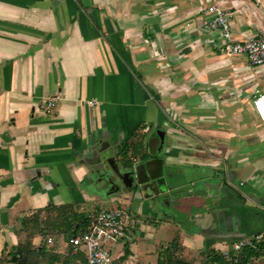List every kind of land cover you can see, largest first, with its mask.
Returning a JSON list of instances; mask_svg holds the SVG:
<instances>
[{
    "label": "crops",
    "instance_id": "0c3cea01",
    "mask_svg": "<svg viewBox=\"0 0 264 264\" xmlns=\"http://www.w3.org/2000/svg\"><path fill=\"white\" fill-rule=\"evenodd\" d=\"M212 1L0 0V258L22 239L21 218L46 206L120 208L115 264H156L172 242L189 261L264 230V122L241 106L264 82L244 56L211 49L217 34L199 25ZM238 1L226 8L242 41L264 13ZM98 148L132 189L102 191ZM50 233L55 264H83L68 235Z\"/></svg>",
    "mask_w": 264,
    "mask_h": 264
},
{
    "label": "built area",
    "instance_id": "2783aa9c",
    "mask_svg": "<svg viewBox=\"0 0 264 264\" xmlns=\"http://www.w3.org/2000/svg\"><path fill=\"white\" fill-rule=\"evenodd\" d=\"M252 1L264 13V5L260 0ZM227 2L228 0H213L204 6L200 11L199 30L217 34L215 39L210 40L211 49L224 56H244L251 68L260 71V80L264 82V29L257 26L255 33L242 41L233 40L230 28L231 13L226 8ZM229 4L238 11L243 7L238 0H230ZM186 27L189 28L190 24L186 23ZM57 99V96L45 97L40 108L45 113H50ZM250 105L256 119L264 122V92L253 90ZM84 216L87 218L86 227L68 238L72 250L83 252L85 264H112L107 246L123 237V229L128 217L119 208L91 210ZM43 241L50 244L51 234L43 236ZM243 248L259 250L258 261L261 260L260 264H264V230L231 242L220 253L235 262Z\"/></svg>",
    "mask_w": 264,
    "mask_h": 264
},
{
    "label": "trees",
    "instance_id": "16d2710c",
    "mask_svg": "<svg viewBox=\"0 0 264 264\" xmlns=\"http://www.w3.org/2000/svg\"><path fill=\"white\" fill-rule=\"evenodd\" d=\"M123 166H129V162L125 158L123 160ZM52 209H56L55 213L48 215ZM41 212L45 213L46 216L40 218L39 215ZM20 224L21 229L26 231V237L24 240L20 239L10 248V251L6 254L7 258L4 257L2 260L0 258V264H3V261L11 264H55L59 258L57 254L50 251L47 247L49 245L44 241L37 248H32L28 240L29 237L35 233L46 235L53 231L63 232L69 237L86 227L87 218L81 212L73 210L71 205H63L59 208L46 206L41 210H36L27 217L21 218ZM176 247V244L172 242L169 246L157 252L156 264H195L177 257ZM69 249L70 251L72 249L70 243ZM75 253L76 257L80 259V262L85 264L83 252L77 250ZM203 253H205L204 259L199 264H251V260L260 255L259 250L243 248L239 252L236 261L232 262L231 258L224 257L220 252L214 250H207ZM67 260V257H64L62 261L68 264Z\"/></svg>",
    "mask_w": 264,
    "mask_h": 264
},
{
    "label": "rangeland",
    "instance_id": "374dc122",
    "mask_svg": "<svg viewBox=\"0 0 264 264\" xmlns=\"http://www.w3.org/2000/svg\"><path fill=\"white\" fill-rule=\"evenodd\" d=\"M242 100V104H241V106L244 108V110H245V112H248L247 111V109H248V107H250V101H251V98H250V96L248 97V96H245L243 99H241ZM237 102L239 103V100H237ZM236 102V103H237ZM155 131V130H154ZM113 165V167H112V169H117V170H119V172L122 170V168H119L118 167V163L116 162V161H114V164H112ZM115 166V167H114ZM105 170V169H104ZM100 171V170H99ZM99 171H97V172H94L96 175H99L100 173H102V176H101V178H103V183H104V186H103V188H102V191L104 192V191H106V190H108V188H111V186L114 188H116V189H118L119 188V186L118 185H122V181L120 180V179H118V181L116 182V183H114L112 180L111 181H109V177L108 176H106V175H108V171H107V174H106V172L104 171H102V172H100L99 173ZM94 174V175H95ZM104 187H106V188H104ZM104 189H106V190H104ZM117 193H119V192H117ZM86 207H84V210H83V212L82 213H86V212H88L90 209H88L89 207H88V205H85ZM88 207V208H87ZM113 208H118V207H113ZM170 207H168V209H169ZM120 209V208H119ZM167 211H169V210H167ZM170 212V211H169ZM169 214V217H171V218H173V214L170 212V213H168ZM172 214V215H171ZM196 231H197V229H196ZM25 237H26V231H24L23 230V235H22V239L24 240L25 239ZM122 248H123V246H122V244H121V242H116V243H114V244H110V245H108L107 246V249L109 250V252H110V258H111V260H116L117 258H118V256L120 255V253H122L123 251H122ZM155 248H157V245L155 246ZM157 251V250H156ZM156 251H154L153 249L151 250V255H153V253H155ZM180 254L178 253L177 254V257H180L179 256ZM204 256H205V253H202L201 255H197L196 256V258H187V260H189V261H197L198 263H200V261L201 260H203L204 259ZM4 257H1V260L3 259ZM151 259V263L150 264H154V263H152V261H153V257H151L150 258ZM142 262L144 263V261L142 260ZM112 264H115V263H113L112 262ZM117 264H119V262H117Z\"/></svg>",
    "mask_w": 264,
    "mask_h": 264
},
{
    "label": "water",
    "instance_id": "95a60500",
    "mask_svg": "<svg viewBox=\"0 0 264 264\" xmlns=\"http://www.w3.org/2000/svg\"><path fill=\"white\" fill-rule=\"evenodd\" d=\"M101 148H98L97 150L94 151V156H98V158L100 160H97V162L95 163V165H90V168L93 172H97V171H105L107 174V171L109 172L108 176L109 177V181H113L114 183H116L118 181V179H120L122 181V185H117L119 186L118 189L114 188L113 190V194H116L117 192H122V191H127L128 189H132L131 184L129 183L130 179H131V174L130 172L121 170L119 172V170L117 169H112L114 164L115 159L111 156V155H104L101 153ZM115 156V155H113ZM97 159V158H95ZM115 167V166H114ZM105 169V170H104ZM11 264V263H9Z\"/></svg>",
    "mask_w": 264,
    "mask_h": 264
},
{
    "label": "flooded vegetation",
    "instance_id": "af4514ba",
    "mask_svg": "<svg viewBox=\"0 0 264 264\" xmlns=\"http://www.w3.org/2000/svg\"><path fill=\"white\" fill-rule=\"evenodd\" d=\"M156 130V129H155ZM115 188V187H114ZM114 188L111 186V188H108V191H112V190H114Z\"/></svg>",
    "mask_w": 264,
    "mask_h": 264
}]
</instances>
